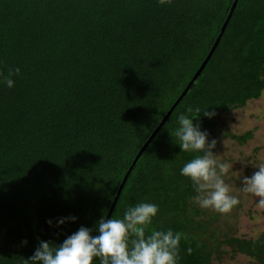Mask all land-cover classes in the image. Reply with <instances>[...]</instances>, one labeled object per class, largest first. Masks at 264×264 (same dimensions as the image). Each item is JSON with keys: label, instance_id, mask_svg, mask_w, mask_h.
I'll list each match as a JSON object with an SVG mask.
<instances>
[{"label": "trees", "instance_id": "trees-1", "mask_svg": "<svg viewBox=\"0 0 264 264\" xmlns=\"http://www.w3.org/2000/svg\"><path fill=\"white\" fill-rule=\"evenodd\" d=\"M233 2L0 0V75L19 69L12 88L0 82V264H28L39 240L81 226L95 235L104 210L122 218L138 202L158 205L151 228L183 234L180 264H264V230L247 238L196 205L179 172L193 154L169 134L191 106L216 113L194 121L216 141L252 137L220 123L264 92V0L229 16ZM235 187L225 215L243 207Z\"/></svg>", "mask_w": 264, "mask_h": 264}, {"label": "clouds", "instance_id": "clouds-1", "mask_svg": "<svg viewBox=\"0 0 264 264\" xmlns=\"http://www.w3.org/2000/svg\"><path fill=\"white\" fill-rule=\"evenodd\" d=\"M165 4L168 0H158ZM19 69H9L6 76L0 75V82L7 88L14 86L11 78ZM201 114L205 119L216 115L208 108L186 107L176 117L177 127L169 133L173 143L181 152L193 154V158L183 164L179 172L191 182L195 195L194 202L201 209H211L220 214H228L238 204L237 196L224 182L223 176L228 171V164L222 163L214 153L217 141L210 137L207 130H202L198 121ZM175 141V142H174ZM251 176H242L241 191L258 198L257 206L264 207V163L254 167ZM158 205L138 202L129 205L122 218H105L106 210L93 229L81 226L65 237L59 245L39 240L38 247L26 259L28 264H180L179 246L183 234L179 231L156 230L151 228L153 219L158 214ZM75 216L59 218L57 225L66 220L75 222ZM45 223L51 227L52 220ZM26 244L27 241H21ZM190 252L191 249H188Z\"/></svg>", "mask_w": 264, "mask_h": 264}, {"label": "rangeland", "instance_id": "rangeland-1", "mask_svg": "<svg viewBox=\"0 0 264 264\" xmlns=\"http://www.w3.org/2000/svg\"><path fill=\"white\" fill-rule=\"evenodd\" d=\"M220 128L236 135L252 132V137L243 145L229 138H218L213 150L217 154V159L229 166L223 176L224 182L229 185L231 191L235 190L236 184L235 188L239 190L241 181L236 183L235 178L251 176L256 170L254 167L264 163V92L259 99L250 101L245 107L224 115ZM242 198L244 199L243 207L237 210L236 218L234 219L235 216L232 213L233 217L223 214L224 222L221 225L227 229L225 222L231 224L233 220H236L240 235L257 238L264 230V207L257 206L258 198L251 194L243 192ZM249 261L246 256L239 254L233 259L227 257L221 264H250Z\"/></svg>", "mask_w": 264, "mask_h": 264}, {"label": "water", "instance_id": "water-1", "mask_svg": "<svg viewBox=\"0 0 264 264\" xmlns=\"http://www.w3.org/2000/svg\"><path fill=\"white\" fill-rule=\"evenodd\" d=\"M237 3H238V0H234L233 5H232V8H231L230 13H229V16L233 13V10L235 9ZM226 26H227V22H226V23L223 25V27H222V31H223V32H224ZM221 35H222V33L219 35V37H220ZM219 37H218V39L216 40V44H217V42H218V40H219ZM214 48H215V47H214ZM212 51H213V50H212ZM212 51H211V53H212ZM211 53H210V54H211ZM208 58H209V57H208ZM208 58H207V60H208ZM207 60H205V61L203 62L202 66H201V68H200V71H201V69L205 66V63H206ZM198 72H199V71H198ZM171 112H172V110H170V111L167 113V115H166L165 118L163 119V122L166 121V119L169 117V115H170ZM163 122H162V123H163ZM156 132H157V130H156ZM156 132L152 135L151 138H153V137L155 136ZM126 180H127V176L124 178V180H123V182H122V184H121V186H120V188H119L118 194H120L121 189H122V187H123V184L125 183ZM114 205H115V202L113 203V206H114ZM111 211H112V209H111L110 212L107 214L106 219H107V218H110Z\"/></svg>", "mask_w": 264, "mask_h": 264}]
</instances>
